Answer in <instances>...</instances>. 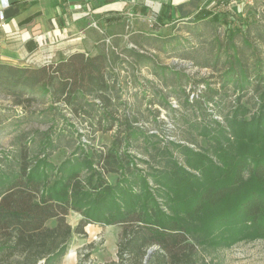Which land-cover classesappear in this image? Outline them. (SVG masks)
Segmentation results:
<instances>
[{
	"label": "trees",
	"instance_id": "trees-1",
	"mask_svg": "<svg viewBox=\"0 0 264 264\" xmlns=\"http://www.w3.org/2000/svg\"><path fill=\"white\" fill-rule=\"evenodd\" d=\"M242 31H237L238 45L237 36L225 41L219 34L207 45V56L196 62L215 73L194 81L198 94L186 92L185 83L175 91L183 107L204 114L200 123L190 124L198 136L208 139L200 147L190 138L188 143L198 150L170 140L159 146L161 137L143 128V114L129 90L152 81L142 78L144 67H154L156 77L160 75L159 62L145 49L152 44L148 38L136 48L122 49L128 56L111 54L102 46L97 55L76 52L40 67L0 62V90L15 105L26 109L37 102L50 106V111L63 104L75 117L88 114L93 130L117 128L111 146L91 156L80 155L75 150L82 147H76L58 167L38 155L32 159L25 146L12 158L19 168L5 172L2 165L10 157L1 156L5 163L0 164V264H59L73 234L86 235L89 223L122 228L119 259L109 264H206L199 254L200 235L217 221L215 217H238L246 226L262 224L264 116L240 122L237 119L248 109L234 104L233 112L221 121L224 111L218 109L221 97L233 89L240 101L253 92L264 112V28L246 25ZM162 78L167 85V77ZM159 90L150 94L149 106L158 101L173 109L168 95ZM149 111L154 123L158 121L162 110ZM140 139L150 168L139 167L129 153ZM42 141L52 151L58 147L47 136ZM109 173L121 175L117 185L105 181ZM74 209L84 217L72 228L67 216Z\"/></svg>",
	"mask_w": 264,
	"mask_h": 264
},
{
	"label": "rangeland",
	"instance_id": "rangeland-1",
	"mask_svg": "<svg viewBox=\"0 0 264 264\" xmlns=\"http://www.w3.org/2000/svg\"><path fill=\"white\" fill-rule=\"evenodd\" d=\"M230 20V24H223L222 20L210 15L203 18L201 16L193 17L186 21L172 22L156 33L151 30L153 22L140 21L129 15L125 25L123 24L124 27L114 25L111 29L105 30L98 24V29L95 28L96 32L92 36L95 39L102 36L108 38L111 34L118 33L106 42L107 46L105 48L107 47L111 54L121 52L122 56H128L129 53L122 52V49L126 47L136 48L137 43L141 42L144 37L148 38L150 43L152 42L145 49L148 50L147 52L155 62H159L160 66L157 72H160V75L156 77L154 67L150 69L144 67L141 71L142 78L152 81H145L144 84L140 83L137 87L134 85L136 88L131 87L129 94L132 103L143 114L141 121L143 128L149 129L161 137L162 140L159 146L164 145L168 140L188 144L189 147L191 146L195 150L197 149L196 143L200 147L207 145L208 139L198 136L196 128L190 126L193 121L194 123H200L199 121H202L204 114L192 112L191 109L183 107L175 91L180 84L185 83L186 92H189L191 96L198 94L199 92L193 89L195 86L194 81H198L210 73H215L213 68L203 67L196 62L202 61L207 56V45L214 39V36L219 34L225 41L231 35L237 36L235 42L237 45L240 44L241 36L238 34L243 31L238 28L239 23L234 25V18L230 17ZM121 28L123 29L121 30ZM239 30H241V33L237 32ZM197 32L203 33L202 36L199 37ZM102 46V42H99L96 47L99 49ZM172 46H177V50L172 49ZM161 66L169 67V69L161 68ZM161 76L167 77V85L165 84L166 80ZM188 77L191 80L187 81ZM137 90L142 92H136ZM158 90L162 94L168 95L167 98L174 110L164 108L157 103L158 101L156 104L149 106L150 94H156L155 92ZM238 94L239 92L231 89L227 95L221 97V102L218 104V109L224 111L221 113V121H225L224 116L233 112L232 109L236 105H241L243 110L248 109L247 115H242L237 119L240 122L248 119H260L264 116L261 106L256 104L257 96L253 92H249L241 101L237 98ZM159 99L157 97V100ZM234 104L235 106H233ZM58 106L56 110L47 111L50 106L34 102L28 104L27 108L24 109L22 106L15 105L13 98L0 90V164L3 162L1 156L5 153L10 157L8 162L2 165L5 172L13 168H19L17 160L13 161L12 158H15L14 154H19L21 147L27 146L29 148L32 159L38 155L58 167L71 156L70 154L76 147H82L83 150L81 148L75 150L80 155L83 152L85 156H91L92 153L102 151V149L112 145L117 134V128L110 131L93 130L88 114L75 117L72 111L65 108L63 104ZM156 109L162 111L158 121L154 123V115L149 110ZM218 109L214 108L216 112H218ZM217 115H215V118L220 119L219 113ZM52 118H56L57 122H53ZM45 136L52 139L55 146L58 144L56 150L52 151L47 142L43 143L42 140L45 139ZM191 137L197 139L195 144L188 143ZM151 141H156V139ZM172 149L177 155L178 151ZM129 153L136 160L138 159L136 162L139 167L142 169L150 168L146 163L149 154L145 152V144L142 139L135 141V145L131 147ZM84 173H87V170ZM104 177L105 181L115 186L121 175L109 173ZM128 189H130V186ZM74 213L81 215L82 218L84 217L81 212L75 209L69 211L71 216ZM70 217L67 218L68 221ZM75 219L70 220V222H74ZM214 219L217 221L207 227L205 234L200 235L202 246L199 248V254L203 262L206 264H264V221L257 226H246L238 217L231 220L228 215H223ZM50 224L53 225L54 222L52 221ZM93 224H99L97 225L99 229L96 230V234L93 237L88 236V234L82 236L73 234L65 255L72 248H75L74 259L64 260V255L59 264H109L119 259L117 256L119 235L117 231H121L122 228L116 225ZM151 249L153 250V248Z\"/></svg>",
	"mask_w": 264,
	"mask_h": 264
},
{
	"label": "crops",
	"instance_id": "crops-1",
	"mask_svg": "<svg viewBox=\"0 0 264 264\" xmlns=\"http://www.w3.org/2000/svg\"><path fill=\"white\" fill-rule=\"evenodd\" d=\"M3 8L5 18L0 19V62L17 66L40 67L76 52L99 54L96 46L108 38H93L101 28L125 25L129 15L138 20L153 22L151 30L158 32L172 22L193 17L213 16L238 28L248 26L264 28V0H7ZM2 0H0V11ZM259 13V14H258ZM230 20V21H229ZM124 27V26H123ZM123 28H121L122 30ZM236 29V27H235ZM241 31V30H240ZM107 49V47H106ZM69 214V213H68ZM69 214L67 216L70 217ZM76 218V219H75ZM68 223L75 228L82 216L74 213ZM55 222L50 220V222ZM52 225V224H50ZM54 225V224H53ZM99 224L85 226L93 237ZM96 227V228H94ZM99 231V230H98ZM120 230L117 231L119 234ZM82 236L74 233V235ZM75 248L64 256L73 260Z\"/></svg>",
	"mask_w": 264,
	"mask_h": 264
},
{
	"label": "built area",
	"instance_id": "built-area-1",
	"mask_svg": "<svg viewBox=\"0 0 264 264\" xmlns=\"http://www.w3.org/2000/svg\"><path fill=\"white\" fill-rule=\"evenodd\" d=\"M7 6H8L7 0H2V9L0 11V19L1 20H4V18H5V14H4L3 8H6Z\"/></svg>",
	"mask_w": 264,
	"mask_h": 264
},
{
	"label": "water",
	"instance_id": "water-1",
	"mask_svg": "<svg viewBox=\"0 0 264 264\" xmlns=\"http://www.w3.org/2000/svg\"><path fill=\"white\" fill-rule=\"evenodd\" d=\"M151 251H152V249L149 250V252H151Z\"/></svg>",
	"mask_w": 264,
	"mask_h": 264
}]
</instances>
